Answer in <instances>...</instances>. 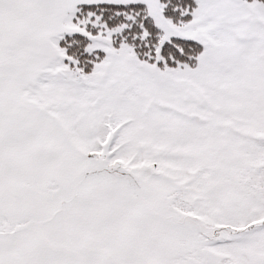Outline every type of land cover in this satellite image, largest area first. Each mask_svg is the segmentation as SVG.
<instances>
[{"label": "snow or ice", "instance_id": "6c2138e0", "mask_svg": "<svg viewBox=\"0 0 264 264\" xmlns=\"http://www.w3.org/2000/svg\"><path fill=\"white\" fill-rule=\"evenodd\" d=\"M0 264H264V0H0Z\"/></svg>", "mask_w": 264, "mask_h": 264}]
</instances>
